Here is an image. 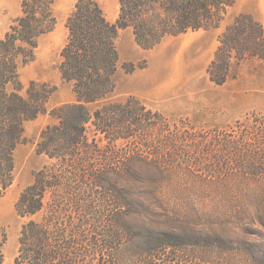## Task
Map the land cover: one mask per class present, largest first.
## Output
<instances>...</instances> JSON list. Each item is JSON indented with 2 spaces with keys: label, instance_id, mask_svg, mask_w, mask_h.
I'll return each instance as SVG.
<instances>
[{
  "label": "rangeland",
  "instance_id": "rangeland-1",
  "mask_svg": "<svg viewBox=\"0 0 264 264\" xmlns=\"http://www.w3.org/2000/svg\"><path fill=\"white\" fill-rule=\"evenodd\" d=\"M23 1L0 0L1 36L22 16ZM95 1L115 23L119 0ZM53 2L54 30L19 65L22 95L33 82L54 91L47 111L25 123L13 185L0 188L3 264H16L27 248L21 236L31 218L20 217L16 204L53 163L37 150L42 132L58 124L55 110L77 101L59 70L77 0ZM241 13L264 28V0H237L219 28L168 37L152 50L137 45L131 29L120 31L115 91L88 106L93 113L108 108L107 120L87 123L77 168L61 169L56 199L49 192L33 217L47 222L72 256L50 264H98L94 254L103 250L115 264H133L137 254L167 242L191 264H264V59L231 60L223 85L208 72L217 59L213 74L221 76L219 37Z\"/></svg>",
  "mask_w": 264,
  "mask_h": 264
},
{
  "label": "trees",
  "instance_id": "trees-1",
  "mask_svg": "<svg viewBox=\"0 0 264 264\" xmlns=\"http://www.w3.org/2000/svg\"><path fill=\"white\" fill-rule=\"evenodd\" d=\"M237 0H119V16L110 22L95 0H77L66 21L67 42L61 52L60 74L73 85L77 101L53 112L58 124L42 132L37 150L53 163L35 175L33 185L26 188L17 204L20 217L31 218L23 225L21 249L16 264H50L64 257L59 234L47 222L33 219L42 212L50 192L56 199L62 170L77 168L74 155L86 143L87 123L107 120L108 108L93 113L88 108L115 91L114 77L120 68L117 40L121 30L131 29L135 42L152 50L168 37L189 32L219 28ZM53 0H24L22 16L10 30L0 35V188L6 190L15 180V151L23 141L25 123L47 111V101L54 91L46 84L31 83L22 95L19 65L34 57L39 39L54 30L57 20ZM217 58L224 55V68L219 78L213 74L218 60L209 68L212 81L223 85L231 60L264 59V28L250 14L241 13L219 37ZM122 68L130 73L135 67ZM130 101H137L130 98ZM121 109V103H115ZM132 111V110H131ZM134 112H131L133 117ZM156 115L161 116L159 112ZM106 122V121H105ZM69 162H74L70 164ZM79 166V164H78ZM74 168V169H76ZM68 172V171H67ZM7 235L0 225V264ZM98 264H115L114 254L98 251ZM72 261V260H71ZM185 251L167 242L156 249L134 257L133 264H191ZM196 264V263H195ZM201 264V261H200Z\"/></svg>",
  "mask_w": 264,
  "mask_h": 264
}]
</instances>
